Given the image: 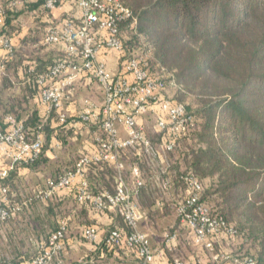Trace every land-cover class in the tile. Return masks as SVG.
<instances>
[{
  "label": "clouds",
  "instance_id": "1",
  "mask_svg": "<svg viewBox=\"0 0 264 264\" xmlns=\"http://www.w3.org/2000/svg\"><path fill=\"white\" fill-rule=\"evenodd\" d=\"M149 11L147 0H0V264H257L264 212L222 215L217 192L252 169L215 128L197 143L210 153L200 172L186 147L200 113L232 101L242 68L226 58L222 86L181 79L186 65L140 29ZM262 34L264 9L236 34L241 56Z\"/></svg>",
  "mask_w": 264,
  "mask_h": 264
},
{
  "label": "trees",
  "instance_id": "2",
  "mask_svg": "<svg viewBox=\"0 0 264 264\" xmlns=\"http://www.w3.org/2000/svg\"><path fill=\"white\" fill-rule=\"evenodd\" d=\"M150 11L141 21L154 46L160 48L165 62H183L181 79L216 77L218 86L226 83L218 74L226 58H234L242 68L241 79L233 89L228 104H216L200 113L205 120L192 130L189 156L195 172L210 153L197 150V143L210 140L213 129L226 142L230 155L243 161L246 168L234 170L231 183L217 190L225 213L245 207L254 221H259L256 203L264 201V34L250 38V48L241 56L243 45L237 32L250 14L264 9V0H147ZM242 34V33H241ZM229 48H225V40ZM202 42V43H201ZM198 49V50H197ZM199 129V131H197ZM189 163L188 157L185 164ZM259 169V170H258ZM252 202H248L249 194ZM151 192L141 189L139 198L148 205ZM257 264H264V241L253 246Z\"/></svg>",
  "mask_w": 264,
  "mask_h": 264
}]
</instances>
